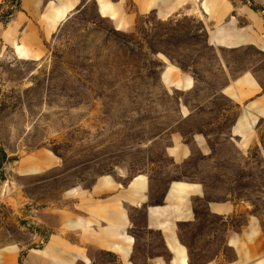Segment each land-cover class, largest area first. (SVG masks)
Returning a JSON list of instances; mask_svg holds the SVG:
<instances>
[{
  "label": "rangeland",
  "instance_id": "obj_1",
  "mask_svg": "<svg viewBox=\"0 0 264 264\" xmlns=\"http://www.w3.org/2000/svg\"><path fill=\"white\" fill-rule=\"evenodd\" d=\"M43 8L34 20L22 0L20 6L18 0H0V16L14 13L0 23V264H26L30 250H42L50 241V232L34 223L32 201L40 193L35 181L48 176H16L17 160L39 150L58 158L55 173L65 174L60 186L92 183L103 175L126 182L144 173L159 196L173 180L205 183L206 199L197 202L199 222L179 229L190 264H207L221 254L220 264L253 259L244 245L241 254L225 245L226 231H239L248 211L224 221L207 204L250 202L249 213L264 227V120L256 129L259 141L242 151L231 135L242 106L223 93L244 74L253 75L264 92V53L209 47L198 18L138 14L130 0L125 10L136 15L132 31L102 17L95 0H82L55 32L38 38L33 32L45 28ZM18 45L26 56L17 52ZM178 76L191 79L193 87L168 83ZM196 136L206 139L208 155ZM177 141L193 151L185 164L170 155ZM15 192L18 202L11 196ZM132 233L142 239L146 255L161 247L158 234L145 230L141 218ZM214 234L215 246L209 248L207 237Z\"/></svg>",
  "mask_w": 264,
  "mask_h": 264
},
{
  "label": "crops",
  "instance_id": "obj_2",
  "mask_svg": "<svg viewBox=\"0 0 264 264\" xmlns=\"http://www.w3.org/2000/svg\"><path fill=\"white\" fill-rule=\"evenodd\" d=\"M95 1L99 14L112 20L118 29L134 30L136 15L126 12L125 0L117 3ZM130 1L134 3L136 13H155L161 20L174 16L198 18L204 25L209 47L226 50L254 47L264 53V15L242 1ZM253 1L264 7V0ZM81 2L22 0V5L26 14L34 20L36 12L44 6L46 12L41 13L44 16L41 27L45 28L37 27L36 32L31 30L42 38L55 32L74 15ZM168 83L182 90L193 87V81L183 76L170 79ZM223 93L242 106L231 135L239 138L237 145L245 152L259 141L256 129L264 120V92L253 75L244 74L228 84ZM194 141L202 153H210L206 139L196 136ZM192 154V149L182 141H177L170 149L171 157L179 165L190 160ZM17 163L16 176L20 178L48 176L35 181L34 186L39 187L40 193L34 195L32 201L35 204L34 223L50 232V241L42 250H30L26 264H190L189 247L182 241L179 229L182 224L195 225L199 222L197 202L206 199L205 183L173 180L159 196L156 195L153 179L144 173L126 182L103 175L92 183L60 186L57 181L65 174L55 173L60 168V162L49 151L39 150L20 157ZM252 207V203L236 199L207 204L208 211L222 216L224 221L236 213L248 211L246 222L239 231H226L225 245L240 254L244 245L246 253L253 259L243 261L260 264L264 255V227L259 216L249 213ZM139 218L144 222V229L158 234L161 242V247H153L147 255L140 250L142 239L132 233ZM207 239L208 247H214L215 234ZM143 241L154 243L150 239ZM223 255H217L207 264H220ZM224 264L234 263L226 261Z\"/></svg>",
  "mask_w": 264,
  "mask_h": 264
},
{
  "label": "trees",
  "instance_id": "obj_3",
  "mask_svg": "<svg viewBox=\"0 0 264 264\" xmlns=\"http://www.w3.org/2000/svg\"><path fill=\"white\" fill-rule=\"evenodd\" d=\"M245 2L249 3L252 9L264 12V7L257 5L253 0H245ZM20 4L21 0H18V5L20 6ZM13 14L14 13L11 12L8 16H0V23H8Z\"/></svg>",
  "mask_w": 264,
  "mask_h": 264
},
{
  "label": "bare ground",
  "instance_id": "obj_4",
  "mask_svg": "<svg viewBox=\"0 0 264 264\" xmlns=\"http://www.w3.org/2000/svg\"><path fill=\"white\" fill-rule=\"evenodd\" d=\"M17 52L20 55H22V56H26L27 55L26 51L22 47H20V46H17Z\"/></svg>",
  "mask_w": 264,
  "mask_h": 264
},
{
  "label": "water",
  "instance_id": "obj_5",
  "mask_svg": "<svg viewBox=\"0 0 264 264\" xmlns=\"http://www.w3.org/2000/svg\"><path fill=\"white\" fill-rule=\"evenodd\" d=\"M11 196L14 198V200L16 202H18V196L20 197V193L19 192H15L14 194H11Z\"/></svg>",
  "mask_w": 264,
  "mask_h": 264
}]
</instances>
